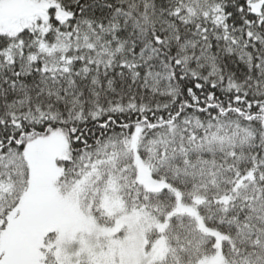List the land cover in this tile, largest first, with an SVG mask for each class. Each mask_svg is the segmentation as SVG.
Listing matches in <instances>:
<instances>
[{"label":"snow or ice","instance_id":"snow-or-ice-1","mask_svg":"<svg viewBox=\"0 0 264 264\" xmlns=\"http://www.w3.org/2000/svg\"><path fill=\"white\" fill-rule=\"evenodd\" d=\"M0 264H264V0H0Z\"/></svg>","mask_w":264,"mask_h":264}]
</instances>
